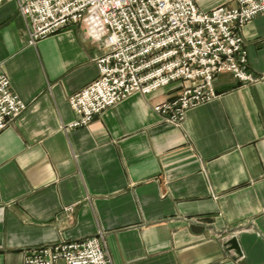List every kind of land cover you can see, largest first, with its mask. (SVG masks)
<instances>
[{
	"label": "crops",
	"instance_id": "0c3cea01",
	"mask_svg": "<svg viewBox=\"0 0 264 264\" xmlns=\"http://www.w3.org/2000/svg\"><path fill=\"white\" fill-rule=\"evenodd\" d=\"M240 31L260 77L264 13ZM28 40L14 0L0 3V69L28 103L0 131V264L98 233L112 264H264V77L218 73L217 97L180 125L154 111L179 93L174 82L73 126L68 98L98 77L103 49L74 23Z\"/></svg>",
	"mask_w": 264,
	"mask_h": 264
},
{
	"label": "built area",
	"instance_id": "2783aa9c",
	"mask_svg": "<svg viewBox=\"0 0 264 264\" xmlns=\"http://www.w3.org/2000/svg\"><path fill=\"white\" fill-rule=\"evenodd\" d=\"M7 0H0V3ZM200 10L194 0H14L27 26L29 43L63 27L81 24L103 52L95 60L98 77L69 96L87 125L107 107L131 96L178 83L179 93L154 105L164 121L180 125L191 107L215 97L214 79L228 72L254 82L248 70L241 28L264 13V0H233ZM28 107L0 69V131ZM112 264L102 233L79 241L33 248L23 264Z\"/></svg>",
	"mask_w": 264,
	"mask_h": 264
},
{
	"label": "water",
	"instance_id": "95a60500",
	"mask_svg": "<svg viewBox=\"0 0 264 264\" xmlns=\"http://www.w3.org/2000/svg\"><path fill=\"white\" fill-rule=\"evenodd\" d=\"M226 244L229 246V248L236 250L237 253L241 252V250H239L236 238L228 239Z\"/></svg>",
	"mask_w": 264,
	"mask_h": 264
}]
</instances>
